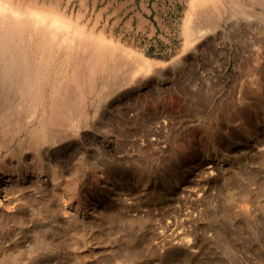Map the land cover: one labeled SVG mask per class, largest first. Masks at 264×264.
<instances>
[{
	"label": "rangeland",
	"instance_id": "374dc122",
	"mask_svg": "<svg viewBox=\"0 0 264 264\" xmlns=\"http://www.w3.org/2000/svg\"><path fill=\"white\" fill-rule=\"evenodd\" d=\"M220 1L0 0L1 21L48 11L62 33L176 58L73 89L37 141L41 108L0 68V264H264V6ZM32 30L0 38V63L24 52L34 72L44 50L49 100L75 58Z\"/></svg>",
	"mask_w": 264,
	"mask_h": 264
},
{
	"label": "bare ground",
	"instance_id": "6f19581e",
	"mask_svg": "<svg viewBox=\"0 0 264 264\" xmlns=\"http://www.w3.org/2000/svg\"><path fill=\"white\" fill-rule=\"evenodd\" d=\"M201 1H208V0H192V2H194V5L199 3V6L202 5L200 3ZM218 1H220V0H209V3H213V6L216 9H219L218 4H216ZM225 1L230 3V4L235 3L234 0H225ZM256 1H258L262 6H264L263 0H256ZM0 3H2V2H0ZM240 3H241V5H243V3L239 1V4ZM236 7H238V6H236ZM1 9H3V8H1V5H0V10ZM8 9H9V7H8ZM14 9L15 8H13V10ZM4 10H6V9H3V11ZM16 10H17V7H16ZM33 10L35 12L25 11L26 14H29V15L24 17L26 14L25 15L23 14L24 18H22L21 14H19V13H18L19 15H16V13H15V15L17 17L14 16V18H9L6 16L7 18L5 17V19H7L8 21H6V20L5 21L8 23H6L7 25L5 26L6 27L5 32H1L0 38L1 37L6 38L7 35L14 29L20 30L21 32H24V29L26 27H32L33 30H32V32L30 31L31 33H29L30 39H32V38L34 39L36 37V40H39L40 44L44 45V47L49 48V50L50 49L52 50V49L57 47V51H58V48L59 49L63 48V50H64L63 53H65V54H63L64 58H68V57H74L75 58V65L73 66L72 70L69 73H65L63 75L61 74L60 80L57 82H54L53 85L51 86V96H50L49 100H47L43 96L42 92L39 89V85L41 84L40 82L44 81V79H46V77L48 76L47 75L48 74L47 66H46V64H44V58H43V54L45 52L44 50H42L40 52V60L37 63L38 65H37L36 69L34 70V72L29 71L28 65H26L24 67L21 66L22 61H24L25 56H27V53H25V55H24V52H23V54H19V55L18 54H10L11 55L10 61L0 63L1 73H5L7 76H9V78L13 79V81L14 80L17 81L18 84L16 85L15 88L21 90L24 99L26 97L30 96L31 93H33L30 102H28V107L31 109L32 108L35 109L37 107L41 108L42 112H41L39 124L36 128V131H35L36 141L38 139L44 137L45 132H46V126H50V125L58 126V125H61L62 122H64L63 120H65V119L67 120V115H70L72 113L74 106L76 105V100H77V102L79 101V99L74 100L73 98H72L73 99L72 100L70 97V94H72L71 92L73 91V89H75L79 93L77 96H79V98L84 99L85 97H84L83 88H84L85 82H88L89 86L94 85L97 77L100 74H104L103 79H108V78L113 77V78H119V80H120V78H123V76L125 77V75H123V74L126 70L125 65L127 64V62L129 64L131 63L132 74H136V72L142 71V70L145 72H148V73H149V71L152 72V70H154V71L156 70V72H157V70H159L160 67H164V68L168 67L176 61V58H174L169 63L164 62V61H160V60H151L149 58H146V57L132 51L131 48L129 49V48L121 46L119 43H117V42L113 41L112 39H109L103 35H100V34L95 35V33L92 34L93 32L86 33L82 29H80V27H78L79 29L73 28L71 31L69 30L70 32L67 30L68 32L62 33L64 31V30L62 31V29L64 27H66L65 24H67V26H68V22L66 23V20L63 19L62 16L60 17L59 14H58L59 15L58 16L57 14H52L51 12H48V11H47L48 12L47 13L46 11H42V10H40L42 12L36 11L35 9H33ZM249 10H252V9H249ZM7 11H9V10H7ZM18 11L21 13L20 10H18ZM4 13L1 11L0 21H1V19L4 18ZM10 13H11V15H13V12H11V8H10ZM250 13H251V11H250ZM218 16H220V15H218ZM68 20L69 19H67V21ZM188 20H190V18ZM202 20H203V18H202ZM5 21H3V22L5 23ZM69 21H70L69 23H71V20H69ZM209 21H211V20H209ZM209 24H211V23L209 22ZM193 27H195V26L193 25ZM65 30H66V28H65ZM192 30L195 31L196 29L191 28L190 33L186 32L187 33L186 35L191 34ZM188 32H189V30H188ZM2 34H4V36H2ZM19 34H20V32H19ZM6 40H7V38H6ZM19 40H21V39H19ZM21 47L23 48V46H21ZM7 48L10 49V47H8V46L6 47L5 43L0 42V52L5 51V50L8 51ZM11 52H14V51H11ZM48 52H50V51H48ZM22 59H24V60H22ZM118 59H121V60H118ZM128 67L126 65L127 71L130 68V67L129 68ZM2 71H4V72H2ZM50 71H52V70H50ZM55 73H60V69L56 70ZM143 74L141 72V75H143ZM56 76H58V75H56ZM54 80H55V78H54ZM90 88L91 87H88V89H90ZM9 94H10V92H9ZM9 94H7V95H9ZM5 102H7V101H5ZM8 102H9V100H8ZM3 105H5V104H2V106ZM5 106H7V105H5ZM83 107H84V103H83ZM68 119H69V116H68Z\"/></svg>",
	"mask_w": 264,
	"mask_h": 264
}]
</instances>
